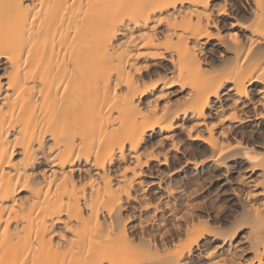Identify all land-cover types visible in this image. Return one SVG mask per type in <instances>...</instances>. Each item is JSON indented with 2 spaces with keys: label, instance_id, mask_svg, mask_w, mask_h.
Masks as SVG:
<instances>
[{
  "label": "bare ground",
  "instance_id": "obj_1",
  "mask_svg": "<svg viewBox=\"0 0 264 264\" xmlns=\"http://www.w3.org/2000/svg\"><path fill=\"white\" fill-rule=\"evenodd\" d=\"M0 264H264V0H0Z\"/></svg>",
  "mask_w": 264,
  "mask_h": 264
},
{
  "label": "rangeland",
  "instance_id": "obj_2",
  "mask_svg": "<svg viewBox=\"0 0 264 264\" xmlns=\"http://www.w3.org/2000/svg\"><path fill=\"white\" fill-rule=\"evenodd\" d=\"M221 184V182L216 181L205 191L204 195L208 204H212L216 210L219 211L221 217H229L239 213L241 207L232 195H227L228 188Z\"/></svg>",
  "mask_w": 264,
  "mask_h": 264
}]
</instances>
